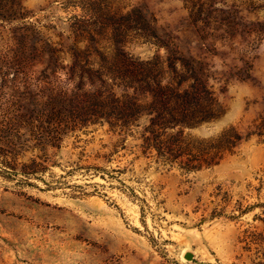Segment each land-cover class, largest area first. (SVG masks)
Listing matches in <instances>:
<instances>
[{
	"label": "rangeland",
	"instance_id": "1",
	"mask_svg": "<svg viewBox=\"0 0 264 264\" xmlns=\"http://www.w3.org/2000/svg\"><path fill=\"white\" fill-rule=\"evenodd\" d=\"M0 264H264V0H0Z\"/></svg>",
	"mask_w": 264,
	"mask_h": 264
},
{
	"label": "water",
	"instance_id": "2",
	"mask_svg": "<svg viewBox=\"0 0 264 264\" xmlns=\"http://www.w3.org/2000/svg\"><path fill=\"white\" fill-rule=\"evenodd\" d=\"M185 258L189 259V260H192L194 258V254L192 252H187L185 254Z\"/></svg>",
	"mask_w": 264,
	"mask_h": 264
}]
</instances>
